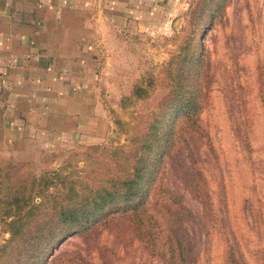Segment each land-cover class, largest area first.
Wrapping results in <instances>:
<instances>
[{"label":"rangeland","instance_id":"rangeland-1","mask_svg":"<svg viewBox=\"0 0 264 264\" xmlns=\"http://www.w3.org/2000/svg\"><path fill=\"white\" fill-rule=\"evenodd\" d=\"M196 1L166 0L144 27H124L104 37L96 75L105 117L97 136L79 138L77 145L71 140L24 155H0V160L25 162L35 175L55 172L64 178L57 188L90 175L92 158L126 144V134L113 123L115 115L126 118L119 100L138 81L150 78L157 85L189 33L188 12ZM217 14L192 33L204 75L200 130L181 134L161 185L186 212L180 229L193 264H227L229 244L237 264H264V0H226ZM196 170L205 197L193 190ZM7 237L0 222V245ZM45 264L161 262L144 250L126 218L111 215L85 235L67 236Z\"/></svg>","mask_w":264,"mask_h":264},{"label":"trees","instance_id":"trees-1","mask_svg":"<svg viewBox=\"0 0 264 264\" xmlns=\"http://www.w3.org/2000/svg\"><path fill=\"white\" fill-rule=\"evenodd\" d=\"M225 1L197 0L189 9V33L157 85L150 78L138 81L119 100L126 118L115 115L113 123L126 134V144L92 158L90 175L57 188L64 178L55 172L35 175L25 162L0 160V222L8 232L0 245V264H45L67 236L85 235L111 215L126 218L144 250L161 264H193L180 229L186 212L163 189L161 174L181 134L200 130L204 75L201 47L192 33L215 18ZM198 172L192 187L205 197ZM226 259L227 264L238 262L231 244Z\"/></svg>","mask_w":264,"mask_h":264},{"label":"crops","instance_id":"crops-1","mask_svg":"<svg viewBox=\"0 0 264 264\" xmlns=\"http://www.w3.org/2000/svg\"><path fill=\"white\" fill-rule=\"evenodd\" d=\"M165 1L0 0V155L97 136L104 37L144 27Z\"/></svg>","mask_w":264,"mask_h":264}]
</instances>
